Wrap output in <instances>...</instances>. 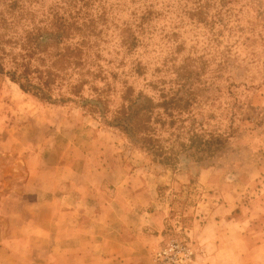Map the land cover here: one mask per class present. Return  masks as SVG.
<instances>
[{
    "label": "rangeland",
    "instance_id": "374dc122",
    "mask_svg": "<svg viewBox=\"0 0 264 264\" xmlns=\"http://www.w3.org/2000/svg\"><path fill=\"white\" fill-rule=\"evenodd\" d=\"M105 1L106 21L98 22L96 30L104 42L98 64L107 84L117 90L109 95V107L118 105L122 82L139 90L158 78L172 81L179 70L188 89L192 84L198 90L196 118L206 119L207 130L228 134L226 148L200 163L182 158L170 167L160 165L118 129L106 126L108 119L80 109L79 102L38 100L0 73V164L15 161L14 155H1L8 145L35 148L48 154V160H53L52 151L68 152L80 163L82 157L99 156L100 163L103 155L117 158L118 166L132 165L136 176L150 179L157 191H169V223L164 233L175 234L180 226L191 240H195L194 219L203 218L220 202L230 203L232 195L234 211L252 212L244 233L249 253L244 261L264 264V247H258L264 241V176L260 174L264 171V0ZM145 12L146 31L136 34L140 43L127 52L119 45L120 30L133 28ZM134 65L139 66L140 75L134 73ZM3 66L9 69L7 61ZM11 134L16 138L9 143ZM124 175L119 168L118 178ZM195 242L197 261L203 250ZM223 251L237 264L243 263L234 255L236 249Z\"/></svg>",
    "mask_w": 264,
    "mask_h": 264
},
{
    "label": "crops",
    "instance_id": "0c3cea01",
    "mask_svg": "<svg viewBox=\"0 0 264 264\" xmlns=\"http://www.w3.org/2000/svg\"><path fill=\"white\" fill-rule=\"evenodd\" d=\"M15 138L11 134L8 142ZM52 153L48 160L26 145L1 152L15 161L0 164V264H151L169 223V191H157L112 156L103 155L102 163L99 156L82 157L80 163L68 152ZM230 197L194 219L192 241L203 250L194 264H237L222 253L229 247L247 264L244 233L252 212L234 211Z\"/></svg>",
    "mask_w": 264,
    "mask_h": 264
},
{
    "label": "trees",
    "instance_id": "16d2710c",
    "mask_svg": "<svg viewBox=\"0 0 264 264\" xmlns=\"http://www.w3.org/2000/svg\"><path fill=\"white\" fill-rule=\"evenodd\" d=\"M49 2V4L46 3ZM105 0H0V73L32 97L80 109L130 140L153 162L172 166L180 159L200 163L226 148L230 136L204 128L196 118L198 90H190L179 70L175 79L158 78L136 90L122 82L118 105L109 107L110 88L101 68L96 30L104 22ZM98 11L93 16L91 11ZM148 12L120 30L127 52L139 45ZM9 63V69L3 66ZM134 73L140 75L138 65ZM102 83V86L97 84ZM171 84V86H169ZM210 119V117H207Z\"/></svg>",
    "mask_w": 264,
    "mask_h": 264
},
{
    "label": "built area",
    "instance_id": "2783aa9c",
    "mask_svg": "<svg viewBox=\"0 0 264 264\" xmlns=\"http://www.w3.org/2000/svg\"><path fill=\"white\" fill-rule=\"evenodd\" d=\"M175 232L163 237L161 246L152 254L151 264H194L196 252L191 238L180 226Z\"/></svg>",
    "mask_w": 264,
    "mask_h": 264
}]
</instances>
